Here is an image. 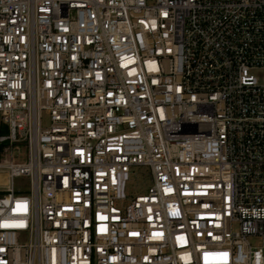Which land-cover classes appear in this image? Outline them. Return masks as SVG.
<instances>
[{"label":"built area","instance_id":"built-area-1","mask_svg":"<svg viewBox=\"0 0 264 264\" xmlns=\"http://www.w3.org/2000/svg\"><path fill=\"white\" fill-rule=\"evenodd\" d=\"M257 72L264 0H0V264H264Z\"/></svg>","mask_w":264,"mask_h":264},{"label":"rangeland","instance_id":"rangeland-1","mask_svg":"<svg viewBox=\"0 0 264 264\" xmlns=\"http://www.w3.org/2000/svg\"><path fill=\"white\" fill-rule=\"evenodd\" d=\"M256 75L263 78L264 72H257ZM15 158H17L20 161L25 160V149H21V151L18 150V148H15ZM20 152V154H18ZM2 156L0 158L4 159L5 154H1ZM8 159H11L10 154L7 156ZM146 172V169L143 167L134 168L132 170L131 175V182L129 183L127 193L131 196H136L142 193H145L147 191L148 185L147 180L144 178V173ZM9 184L8 178L5 173L0 172V195H2L1 191L3 188V185ZM14 186L16 189V192L27 194L30 190V181L27 177H18L14 181ZM260 243V240H255L253 244L257 245Z\"/></svg>","mask_w":264,"mask_h":264},{"label":"crops","instance_id":"crops-1","mask_svg":"<svg viewBox=\"0 0 264 264\" xmlns=\"http://www.w3.org/2000/svg\"><path fill=\"white\" fill-rule=\"evenodd\" d=\"M6 176H7V175H6ZM6 187H7V185H3V188H6ZM3 188H2V189H3Z\"/></svg>","mask_w":264,"mask_h":264},{"label":"trees","instance_id":"trees-1","mask_svg":"<svg viewBox=\"0 0 264 264\" xmlns=\"http://www.w3.org/2000/svg\"><path fill=\"white\" fill-rule=\"evenodd\" d=\"M3 133L5 134L6 133V130H3Z\"/></svg>","mask_w":264,"mask_h":264},{"label":"snow or ice","instance_id":"snow-or-ice-1","mask_svg":"<svg viewBox=\"0 0 264 264\" xmlns=\"http://www.w3.org/2000/svg\"><path fill=\"white\" fill-rule=\"evenodd\" d=\"M22 226V225H21Z\"/></svg>","mask_w":264,"mask_h":264}]
</instances>
